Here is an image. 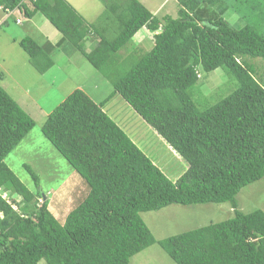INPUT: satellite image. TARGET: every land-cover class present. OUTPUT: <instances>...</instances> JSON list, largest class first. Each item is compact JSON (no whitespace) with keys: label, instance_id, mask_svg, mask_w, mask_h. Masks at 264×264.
I'll return each mask as SVG.
<instances>
[{"label":"trees","instance_id":"1","mask_svg":"<svg viewBox=\"0 0 264 264\" xmlns=\"http://www.w3.org/2000/svg\"><path fill=\"white\" fill-rule=\"evenodd\" d=\"M100 1L107 10L95 23L68 0H0V8L27 19L41 14L62 34L56 45L19 41L40 74L55 65L56 47L71 43L188 168L172 181L107 115L104 103L75 90L42 127L84 181L82 198L64 222L45 194L32 192L6 164L35 122L0 88V264H131L157 243L176 264H264V211L244 214L237 201L242 189L264 179V72L260 77L253 63H264V0H176L175 18H159L139 0ZM231 13L238 15L233 25ZM144 28L155 33L152 49L123 74L110 71ZM88 40L96 44L90 52ZM219 68L237 88L202 107L190 90L201 73ZM26 169L38 188L39 177ZM4 192L21 198L13 201L17 209ZM225 203L233 218L162 241L141 216L171 205Z\"/></svg>","mask_w":264,"mask_h":264},{"label":"rangeland","instance_id":"2","mask_svg":"<svg viewBox=\"0 0 264 264\" xmlns=\"http://www.w3.org/2000/svg\"><path fill=\"white\" fill-rule=\"evenodd\" d=\"M77 12L88 22L95 23L107 10L100 0H68ZM159 18L165 15L177 17L176 0H139ZM5 13L0 11V20ZM21 23H17V20ZM238 15L231 13L229 22L236 23ZM116 30V29H115ZM113 30L110 39L117 30ZM155 33L144 28L110 63V71L123 74L139 56L153 47ZM32 38L40 45L47 41L56 45L62 34L41 14L27 19L24 14L14 11L0 24V88L7 91L21 108L34 120L35 127L22 143L6 159V164L32 191H42L48 199L58 219L65 222L69 208L82 198L80 189L84 181L44 137L42 127L53 112L75 90L84 91L97 104L104 103L107 115L138 145V147L172 181H177L187 170V162L149 126L122 98L114 95L112 82L69 42L53 53L55 65L40 74L30 61V57L20 47L19 41ZM90 52L94 42H86ZM262 77L264 63L253 60ZM199 83L190 90L195 102L202 107L216 105L230 96L237 88V82L227 71L219 68L211 73H201ZM110 96H113L107 101ZM106 102V103H105ZM39 177V187L26 169ZM83 181V182H82ZM10 199L12 200L13 198ZM13 201V200H12ZM20 202V197L16 202ZM239 209L244 214L256 210L264 211V179L241 190L237 196ZM43 202V200L41 201ZM39 203V205L41 204ZM142 219L157 241H162L181 233L224 222L234 217L229 203L183 207L171 205L159 211L141 214ZM40 264H46L45 261ZM131 264H176L157 243L136 255Z\"/></svg>","mask_w":264,"mask_h":264},{"label":"built area","instance_id":"3","mask_svg":"<svg viewBox=\"0 0 264 264\" xmlns=\"http://www.w3.org/2000/svg\"><path fill=\"white\" fill-rule=\"evenodd\" d=\"M9 14H12V12L8 13V16H9ZM17 23H21V21L18 19V20H17ZM2 198H3L4 200H6L8 204H12V200L10 199L9 194H7V193H3V194H2Z\"/></svg>","mask_w":264,"mask_h":264},{"label":"clouds","instance_id":"4","mask_svg":"<svg viewBox=\"0 0 264 264\" xmlns=\"http://www.w3.org/2000/svg\"><path fill=\"white\" fill-rule=\"evenodd\" d=\"M4 193H7V194H9V196H11L9 192H4ZM18 198H19V196H14L12 200L16 202V200H17ZM20 199H21V198H20ZM5 201H6V200H5ZM13 201H12V204H10V205H11L14 209H17V205H16L15 203H13ZM6 202H7V201H6ZM18 202H19V201H18ZM18 202H17V203H18ZM20 202H21V201H20Z\"/></svg>","mask_w":264,"mask_h":264},{"label":"crops","instance_id":"5","mask_svg":"<svg viewBox=\"0 0 264 264\" xmlns=\"http://www.w3.org/2000/svg\"><path fill=\"white\" fill-rule=\"evenodd\" d=\"M2 10V8H0V11ZM8 15L5 13V17L3 19L0 20V24L5 21L6 22V19H7Z\"/></svg>","mask_w":264,"mask_h":264}]
</instances>
